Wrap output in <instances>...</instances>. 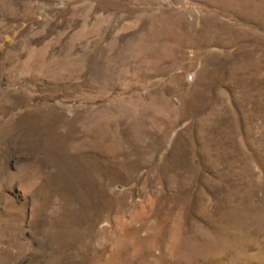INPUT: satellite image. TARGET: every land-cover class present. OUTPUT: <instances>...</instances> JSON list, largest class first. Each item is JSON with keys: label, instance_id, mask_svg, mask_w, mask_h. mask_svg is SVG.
Segmentation results:
<instances>
[{"label": "rangeland", "instance_id": "rangeland-1", "mask_svg": "<svg viewBox=\"0 0 264 264\" xmlns=\"http://www.w3.org/2000/svg\"><path fill=\"white\" fill-rule=\"evenodd\" d=\"M0 264H264V0H0Z\"/></svg>", "mask_w": 264, "mask_h": 264}]
</instances>
